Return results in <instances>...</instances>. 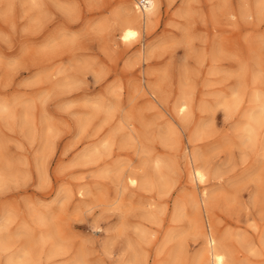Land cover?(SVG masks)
I'll return each mask as SVG.
<instances>
[{"label":"rangeland","instance_id":"374dc122","mask_svg":"<svg viewBox=\"0 0 264 264\" xmlns=\"http://www.w3.org/2000/svg\"><path fill=\"white\" fill-rule=\"evenodd\" d=\"M135 1L0 0V264H264V0Z\"/></svg>","mask_w":264,"mask_h":264},{"label":"bare ground","instance_id":"6f19581e","mask_svg":"<svg viewBox=\"0 0 264 264\" xmlns=\"http://www.w3.org/2000/svg\"><path fill=\"white\" fill-rule=\"evenodd\" d=\"M142 1L143 0L135 1L134 6L131 7L132 21L133 22L132 21H127V22H125L123 24L122 39L124 41H126V42H130L138 34V30L132 28L131 25L133 23H137L139 25V24L142 23V21H144V18L149 19L152 15L155 14L156 10L160 6L159 3L156 0H146L148 3L147 4H143V5L141 4ZM253 101H255V100H253ZM258 101H260V100H258ZM261 108H263V106ZM187 109H188V104L186 102H181L179 104V110H180V112H182L181 114H183V112H185ZM255 123H257V122H255ZM252 131H253V129H252ZM191 176H192V180L194 182L198 183V184H205V182L207 181L206 171L204 170V168L202 169V167L197 166V165H192V167H191ZM128 182L130 184H132V185H138L139 182H140V178L136 174H131L128 177ZM207 195H208L207 192L202 193V198H203L204 203H205V201H207V200H205V197H207ZM196 209H198V208H196ZM219 240L220 239H218V237L215 235L213 230L209 229V231L207 233V249H205L206 252L203 254V256H206L211 261L212 264H226L227 261H228L229 253L227 252L226 249H224L221 246V242ZM143 264H145V263H143Z\"/></svg>","mask_w":264,"mask_h":264},{"label":"built area","instance_id":"2783aa9c","mask_svg":"<svg viewBox=\"0 0 264 264\" xmlns=\"http://www.w3.org/2000/svg\"><path fill=\"white\" fill-rule=\"evenodd\" d=\"M148 2L146 1V0H143L142 2H141V4L143 5V4H147Z\"/></svg>","mask_w":264,"mask_h":264}]
</instances>
